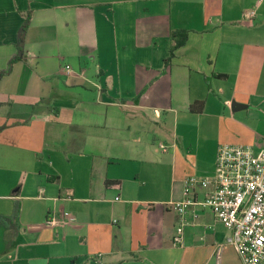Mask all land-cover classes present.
<instances>
[{
	"label": "crops",
	"instance_id": "obj_1",
	"mask_svg": "<svg viewBox=\"0 0 264 264\" xmlns=\"http://www.w3.org/2000/svg\"><path fill=\"white\" fill-rule=\"evenodd\" d=\"M27 16L0 75V264H241L206 207L172 245L173 202L220 143L264 145V0H0V72Z\"/></svg>",
	"mask_w": 264,
	"mask_h": 264
},
{
	"label": "built area",
	"instance_id": "obj_2",
	"mask_svg": "<svg viewBox=\"0 0 264 264\" xmlns=\"http://www.w3.org/2000/svg\"><path fill=\"white\" fill-rule=\"evenodd\" d=\"M65 69L71 72L69 66ZM159 146L165 150V145ZM208 187L211 190L199 197V190ZM182 192L183 199L173 202L178 219L172 245L182 243L187 209L206 207L228 230L223 244L234 248L241 264H264V145L254 149L250 145L220 143L213 175L186 177ZM74 218L69 211L51 212L44 222L49 227L62 226Z\"/></svg>",
	"mask_w": 264,
	"mask_h": 264
},
{
	"label": "trees",
	"instance_id": "obj_3",
	"mask_svg": "<svg viewBox=\"0 0 264 264\" xmlns=\"http://www.w3.org/2000/svg\"><path fill=\"white\" fill-rule=\"evenodd\" d=\"M28 16L26 17V19L22 22V24L20 25L19 29H18V33L16 36V53L15 55L8 61V65L7 68L4 71L0 72V75L6 74L10 71L11 65L17 61L20 60L22 58L23 55V36L24 33L28 27ZM171 38L174 40V44L172 45V47H170L169 49V56L167 57L169 59V57L172 55V51L183 45L186 41V37H187V31L183 30V29H178V30H174L171 32ZM166 58V60H167ZM193 108V105L191 106ZM15 217V212L11 213V215L6 216V215H0V223L1 224H5L6 222L10 221V219Z\"/></svg>",
	"mask_w": 264,
	"mask_h": 264
},
{
	"label": "rangeland",
	"instance_id": "obj_4",
	"mask_svg": "<svg viewBox=\"0 0 264 264\" xmlns=\"http://www.w3.org/2000/svg\"><path fill=\"white\" fill-rule=\"evenodd\" d=\"M155 123H156L155 127L157 129H161L160 132H163V134H165V132L167 131L168 128L165 127L164 124H163V126L161 125V120H155ZM159 138H160V140H164L161 137H159ZM159 143H163V142L160 141ZM210 176H212V175H210Z\"/></svg>",
	"mask_w": 264,
	"mask_h": 264
}]
</instances>
